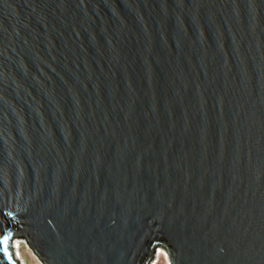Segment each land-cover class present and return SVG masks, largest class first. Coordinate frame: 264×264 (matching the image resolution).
<instances>
[{
  "label": "water",
  "instance_id": "95a60500",
  "mask_svg": "<svg viewBox=\"0 0 264 264\" xmlns=\"http://www.w3.org/2000/svg\"><path fill=\"white\" fill-rule=\"evenodd\" d=\"M16 235L264 264V0H0V264Z\"/></svg>",
  "mask_w": 264,
  "mask_h": 264
},
{
  "label": "rangeland",
  "instance_id": "374dc122",
  "mask_svg": "<svg viewBox=\"0 0 264 264\" xmlns=\"http://www.w3.org/2000/svg\"><path fill=\"white\" fill-rule=\"evenodd\" d=\"M16 241H21V249L20 252L23 256V263L22 264H43L42 261L38 258V256L35 254V252L22 240V239H16L14 242ZM23 247V248H22ZM162 249L165 253V249L162 247H159L158 249H156L152 256H151V261L149 260L148 264H167L166 263V259L165 256L163 255H159L157 259H155L156 256V252ZM167 254V253H166ZM154 262V263H153Z\"/></svg>",
  "mask_w": 264,
  "mask_h": 264
},
{
  "label": "bare ground",
  "instance_id": "6f19581e",
  "mask_svg": "<svg viewBox=\"0 0 264 264\" xmlns=\"http://www.w3.org/2000/svg\"><path fill=\"white\" fill-rule=\"evenodd\" d=\"M21 244H22V242L21 241H16V242H14V251H15V255H16V258H18L19 260H20V263L22 262L23 263V256H22V254H21V252H20V249H21ZM23 248V247H22ZM163 255V256H165V259H166V263L167 264H171L170 263V260H169V258H168V255L162 250V249H159L157 252H156V256H155V259H157L158 258V256L159 255ZM21 263V264H22ZM154 263V262H153Z\"/></svg>",
  "mask_w": 264,
  "mask_h": 264
},
{
  "label": "trees",
  "instance_id": "16d2710c",
  "mask_svg": "<svg viewBox=\"0 0 264 264\" xmlns=\"http://www.w3.org/2000/svg\"><path fill=\"white\" fill-rule=\"evenodd\" d=\"M18 230H19L18 228H15V229H14V232H17ZM15 237H16V238H19V237H21V236L16 235ZM150 257H151V256H150ZM150 257H149V259H150Z\"/></svg>",
  "mask_w": 264,
  "mask_h": 264
}]
</instances>
